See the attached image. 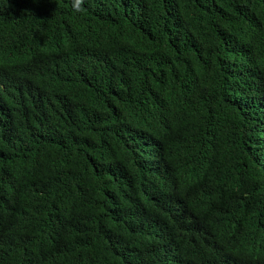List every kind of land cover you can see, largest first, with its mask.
Masks as SVG:
<instances>
[{
    "label": "trees",
    "instance_id": "1",
    "mask_svg": "<svg viewBox=\"0 0 264 264\" xmlns=\"http://www.w3.org/2000/svg\"><path fill=\"white\" fill-rule=\"evenodd\" d=\"M0 264H264V0H0Z\"/></svg>",
    "mask_w": 264,
    "mask_h": 264
}]
</instances>
